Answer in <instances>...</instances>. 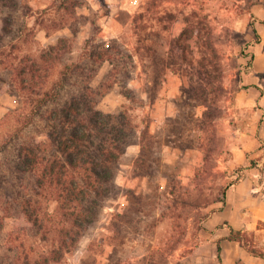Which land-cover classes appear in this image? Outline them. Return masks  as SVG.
Masks as SVG:
<instances>
[{
  "label": "rangeland",
  "instance_id": "1",
  "mask_svg": "<svg viewBox=\"0 0 264 264\" xmlns=\"http://www.w3.org/2000/svg\"><path fill=\"white\" fill-rule=\"evenodd\" d=\"M18 2L12 13L17 34L6 36L5 44L7 51L11 42L20 44L21 51L13 52L20 57L47 42ZM61 2V9L56 2L44 16L69 33L67 46L74 49L65 61L78 59L90 38L89 47L116 43L125 50L122 59L135 62L123 77L128 96L115 84L97 107L126 108L137 124L109 195L62 264H211L207 241L223 223L205 222L221 208L225 186L240 176L223 175L225 139L242 115L235 106L241 72L264 50V0ZM70 25L77 30L74 40L65 27ZM209 47L219 57L215 67L199 61L200 49ZM12 56L5 61H15ZM169 76L179 78L174 96L164 90ZM10 79L0 66V120L18 106L8 90Z\"/></svg>",
  "mask_w": 264,
  "mask_h": 264
},
{
  "label": "trees",
  "instance_id": "2",
  "mask_svg": "<svg viewBox=\"0 0 264 264\" xmlns=\"http://www.w3.org/2000/svg\"><path fill=\"white\" fill-rule=\"evenodd\" d=\"M56 2L61 9V0ZM18 6V0H0V66L11 76L8 90L18 104L0 120V264H62L95 221L137 128L128 109L97 107L115 84L128 96L124 80L135 62L127 64L125 50L116 43L89 47L90 38L78 59L65 61L74 49L67 46L68 35L37 52L14 55L20 44L11 42L7 51L5 37L17 34L12 13ZM24 6V15H34L35 25L47 35L64 28L45 18L52 5L37 11ZM65 27L74 40L77 30ZM200 51L199 61L215 67V48ZM10 54L15 61H5ZM126 56L133 60L132 53ZM226 237L264 258L246 232L230 227Z\"/></svg>",
  "mask_w": 264,
  "mask_h": 264
},
{
  "label": "crops",
  "instance_id": "3",
  "mask_svg": "<svg viewBox=\"0 0 264 264\" xmlns=\"http://www.w3.org/2000/svg\"><path fill=\"white\" fill-rule=\"evenodd\" d=\"M20 1L37 11L50 7L55 0ZM30 17L34 18V15ZM67 34L60 29L47 35L44 29H39V38L47 45L55 44L59 36ZM240 76L241 87L236 91L235 106L242 115L226 135L225 146L229 152L223 154V175L240 176L227 187L221 208L209 214L205 222L207 227L223 223V227L216 228L207 241L211 264H264V258L251 254L238 241L226 237L230 227L246 232L254 245L264 251L263 49L257 51L254 61ZM169 81H173L171 86L167 85ZM178 82V77L164 78L167 96L178 93Z\"/></svg>",
  "mask_w": 264,
  "mask_h": 264
}]
</instances>
